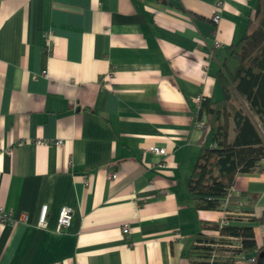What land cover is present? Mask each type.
Segmentation results:
<instances>
[{
	"label": "crops",
	"instance_id": "crops-1",
	"mask_svg": "<svg viewBox=\"0 0 264 264\" xmlns=\"http://www.w3.org/2000/svg\"><path fill=\"white\" fill-rule=\"evenodd\" d=\"M215 1L0 0V264H188L198 221L226 214L264 256V221L250 220L263 161L219 210L186 190L211 144L196 97L222 96L215 74L256 3L221 0L213 24ZM61 206L72 214L56 231Z\"/></svg>",
	"mask_w": 264,
	"mask_h": 264
},
{
	"label": "trees",
	"instance_id": "trees-1",
	"mask_svg": "<svg viewBox=\"0 0 264 264\" xmlns=\"http://www.w3.org/2000/svg\"><path fill=\"white\" fill-rule=\"evenodd\" d=\"M215 78L222 96L201 97L196 102L197 118L205 117L211 134V144L201 148L186 182L196 210H219L220 198L232 187L235 176L259 169L264 160V0H256L253 18L246 21L242 38L226 48ZM250 220L264 221V210ZM208 231L239 238L236 252L253 251L255 264H264L250 226L206 219L198 221L186 253L188 264H237L232 256L209 262L217 239Z\"/></svg>",
	"mask_w": 264,
	"mask_h": 264
},
{
	"label": "built area",
	"instance_id": "built-area-1",
	"mask_svg": "<svg viewBox=\"0 0 264 264\" xmlns=\"http://www.w3.org/2000/svg\"><path fill=\"white\" fill-rule=\"evenodd\" d=\"M221 5H222L221 0H216L214 3V10L210 16V21L213 24H216L220 19L219 11H220ZM213 46H218V42L214 41ZM105 77L109 78L110 73L106 74ZM200 98L201 97H196V102ZM55 143L58 144L59 142L56 141ZM150 152L153 155L160 156V157H163L166 155L165 149L163 147H159V146H152L150 148ZM263 163H264V160H263ZM114 177H115L114 173L108 174V178H114ZM231 192H232V187L227 191V193L225 194V196L222 197V199L225 201L228 200L231 197ZM46 213H47V206L45 204H42L40 206L39 212H38V217H37V221H36L37 226L43 227L45 225ZM71 214H72V209L69 206H61L58 209V213H57V217H56V223H55V230L56 231L63 230L69 226ZM6 218H7V214L5 212H2V210L0 209V221H4ZM22 218H24V216ZM223 224L226 225L227 222L224 221ZM127 232H128L127 223H123L121 233H122V235H126ZM228 238L237 239L236 237H228ZM238 247H240V243H239ZM231 256L232 255H230V257ZM232 257L235 259V262L237 264H255V260H256V255L246 256L244 254V252H242V254L240 256H238V258L240 260H238V258H235L234 256H232Z\"/></svg>",
	"mask_w": 264,
	"mask_h": 264
},
{
	"label": "rangeland",
	"instance_id": "rangeland-1",
	"mask_svg": "<svg viewBox=\"0 0 264 264\" xmlns=\"http://www.w3.org/2000/svg\"><path fill=\"white\" fill-rule=\"evenodd\" d=\"M233 103L237 104L236 101L232 98L231 99ZM245 107V106H244ZM230 215H224L222 216L221 219H217L218 221H220L221 225H224L223 222L224 220L222 219H230ZM230 220H234V219H230ZM230 220L227 221V224H230ZM207 235L214 237L217 239V243L215 245H213L214 250L211 252V256L209 258V262L213 263V262H219L221 261L223 258L227 257V256H234L235 258H238V256H240L242 254V252H236L240 247H238L239 245V238L237 239H232V238H228L226 236H219L216 232H211L208 231L206 233ZM237 256V257H236ZM197 261H199L198 258H195ZM238 260H240L238 258Z\"/></svg>",
	"mask_w": 264,
	"mask_h": 264
},
{
	"label": "water",
	"instance_id": "water-1",
	"mask_svg": "<svg viewBox=\"0 0 264 264\" xmlns=\"http://www.w3.org/2000/svg\"><path fill=\"white\" fill-rule=\"evenodd\" d=\"M262 254L260 253L259 256H261Z\"/></svg>",
	"mask_w": 264,
	"mask_h": 264
}]
</instances>
